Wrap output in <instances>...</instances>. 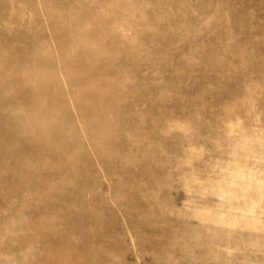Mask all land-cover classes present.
Returning a JSON list of instances; mask_svg holds the SVG:
<instances>
[{
  "label": "rangeland",
  "instance_id": "rangeland-1",
  "mask_svg": "<svg viewBox=\"0 0 264 264\" xmlns=\"http://www.w3.org/2000/svg\"><path fill=\"white\" fill-rule=\"evenodd\" d=\"M0 264H264V0H0Z\"/></svg>",
  "mask_w": 264,
  "mask_h": 264
}]
</instances>
